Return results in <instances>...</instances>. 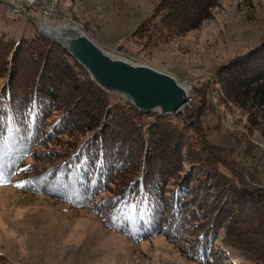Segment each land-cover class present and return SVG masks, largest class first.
Returning <instances> with one entry per match:
<instances>
[{
    "label": "rangeland",
    "instance_id": "obj_1",
    "mask_svg": "<svg viewBox=\"0 0 264 264\" xmlns=\"http://www.w3.org/2000/svg\"><path fill=\"white\" fill-rule=\"evenodd\" d=\"M160 1L59 0L58 17L49 24L77 26L106 52L189 85V98L176 113L164 117L143 113L145 116L138 119L145 125L156 116L165 118L179 133V140H160L155 134L160 145L153 139L140 142L139 153L144 158L148 152L153 156L158 151L162 157L153 156V162L162 158V166L167 163L161 170L167 192L164 200L180 190L185 220L178 236L172 238V221L165 224L163 234L134 240L111 230L91 209L19 190L17 185L23 177L14 175L9 183L0 185V264H264V206L244 204L230 191L234 182L264 187V123H250L247 110L236 107L225 93L231 63L264 41V0H218L197 29L183 34L162 27L164 13L156 11ZM2 34L15 42L39 35L33 22L10 15L0 4ZM2 44L0 40V48ZM55 45L57 52L51 64L63 68L68 59L75 63L78 73L72 71L71 77L66 72L47 73L44 81L60 83L55 93L61 108L50 113L47 123L62 115L66 106L74 122L35 146L31 150L36 151L35 157H26L25 165H54L63 152L92 137L96 131H89L87 126L91 118L97 122L101 116L100 124L108 122L106 95L112 102L128 104L124 98L100 89L66 50ZM16 46L0 49V89L16 70H21L19 82L26 79L22 62L13 58ZM35 74L28 77L29 86L37 80ZM76 86L81 89L79 94ZM94 86L104 92L105 108L100 116L96 109L87 108L85 100H97ZM70 94L82 98L74 100ZM68 99L73 100L70 106ZM83 120L86 123L82 124ZM0 143V163L5 164L19 150L5 138ZM141 172L142 165L137 178ZM220 172L234 180H223ZM113 188L111 185L109 190ZM101 196L110 195L104 192ZM169 206H173L170 201ZM204 233L212 237L211 259L199 262L197 249L194 251L191 244ZM225 244L229 255L224 252Z\"/></svg>",
    "mask_w": 264,
    "mask_h": 264
},
{
    "label": "trees",
    "instance_id": "obj_2",
    "mask_svg": "<svg viewBox=\"0 0 264 264\" xmlns=\"http://www.w3.org/2000/svg\"><path fill=\"white\" fill-rule=\"evenodd\" d=\"M217 1L161 0L156 11L164 13L161 16L164 29L183 34L197 29L209 17L210 10L216 6ZM0 40L3 43L0 49L9 44H17L13 58L22 62L26 76V79L19 82L17 75L21 70H16L0 89V142L5 138L19 150L10 162L0 163V177L3 180L0 185L9 183L14 175L22 176V182L17 185L19 190L43 193L58 200L68 201L75 208L91 209L103 217L111 230L126 234L134 240L163 234L166 230L165 224H172L173 221L175 232L172 238H176L185 220L180 208V190L172 192V196L164 200L163 195H167V192L161 170L162 167L165 169L167 163L162 166V158H157L156 163L155 160L153 162V156L160 153L158 151L153 156L148 152V156L144 158L139 157V153L140 142L153 139L160 145L157 138L179 140L177 130H174L165 118L158 116L144 125L138 119L145 114L121 101L112 102L111 97L107 95L106 107L111 112L107 113L108 122L100 124L98 121L105 108L102 103L104 92L94 86L97 100H85L87 108L96 109L100 116L97 117V122L95 117L91 120L86 117V120H90L87 125L90 127L89 131H96L95 134L63 152L54 165L23 164L26 157H35L36 151L31 152L35 146L48 141L56 132L65 130L68 123L74 122V119H71V110L66 106L62 115L47 123L50 113L61 109L56 104L55 93L60 83L57 81L56 85L51 84L48 80L44 81L45 77L58 71L68 75L74 70L78 73V68L66 58L65 67L52 65L51 60H54L57 52V49H54L57 46L40 35L15 42L2 34ZM230 69L232 73L228 76L225 86V93L230 101L236 107L247 110L248 121L253 125L264 123V41L246 56L233 61L228 70ZM33 73H36L37 80L29 86L28 77ZM80 90L76 86L77 94ZM69 98L80 100L82 97L70 94ZM71 99L67 100L68 106L73 104ZM86 120H83L82 124L86 123ZM128 123L132 127H127ZM155 134L157 138L154 137ZM131 164L132 169L122 175V171L128 169ZM140 165L142 172L137 178ZM219 175L225 181L234 180L233 176L226 173L220 172ZM111 185H114V188L109 190ZM230 189L232 196L240 202L264 206V187L234 182ZM104 192L110 196H101ZM169 201L173 205L171 208ZM167 213L168 216L165 217ZM211 239V236L204 233L192 241L193 250L197 249V261H210ZM228 249L225 244L224 252L229 255Z\"/></svg>",
    "mask_w": 264,
    "mask_h": 264
},
{
    "label": "water",
    "instance_id": "obj_3",
    "mask_svg": "<svg viewBox=\"0 0 264 264\" xmlns=\"http://www.w3.org/2000/svg\"><path fill=\"white\" fill-rule=\"evenodd\" d=\"M68 25L72 32L63 41L47 36L45 29L37 30L40 36L66 50L103 91L124 98L139 112L159 116L174 114L187 102L188 92L172 76L113 57L79 27Z\"/></svg>",
    "mask_w": 264,
    "mask_h": 264
},
{
    "label": "built area",
    "instance_id": "obj_4",
    "mask_svg": "<svg viewBox=\"0 0 264 264\" xmlns=\"http://www.w3.org/2000/svg\"><path fill=\"white\" fill-rule=\"evenodd\" d=\"M0 4L10 15L38 23L42 29L49 26V21L54 20L59 13L57 1L51 0H0Z\"/></svg>",
    "mask_w": 264,
    "mask_h": 264
},
{
    "label": "bare ground",
    "instance_id": "obj_5",
    "mask_svg": "<svg viewBox=\"0 0 264 264\" xmlns=\"http://www.w3.org/2000/svg\"><path fill=\"white\" fill-rule=\"evenodd\" d=\"M51 1H57V8H59L60 6H59V0H51ZM59 6V7H58ZM62 8V7H61ZM58 14L59 13H57V17H58ZM60 18H61V16H60ZM66 19V18H65ZM35 25H36V27H39V25H38V23H34ZM39 28H42V27H39ZM44 32H45V34L47 35V36H49V37H51V38H55V39H58V40H60V41H63L64 39V37H66L68 34H70L71 32H72V28L67 24V23H64V24H61V25H59V26H57V27H46L45 28V30H44ZM87 37H88V35H87ZM111 54V53H110ZM113 57H116V58H118V59H123V60H126V61H128V62H131V61H129V60H127V59H125V58H122V57H120V56H117V55H114V54H111ZM132 63V62H131ZM134 64V63H133ZM137 65V64H136ZM177 83L181 86V87H183V88H185V90L187 91V92H189V90H190V87H189V85H187V86H184V85H182V84H180L178 81H177ZM128 104H130L129 102H127ZM132 107H134V106H132ZM135 108V107H134ZM136 109V108H135ZM137 110V109H136ZM140 113H142V112H140ZM164 117V116H163Z\"/></svg>",
    "mask_w": 264,
    "mask_h": 264
},
{
    "label": "snow or ice",
    "instance_id": "obj_6",
    "mask_svg": "<svg viewBox=\"0 0 264 264\" xmlns=\"http://www.w3.org/2000/svg\"><path fill=\"white\" fill-rule=\"evenodd\" d=\"M0 182H3L2 177H0ZM22 186V185H21Z\"/></svg>",
    "mask_w": 264,
    "mask_h": 264
}]
</instances>
